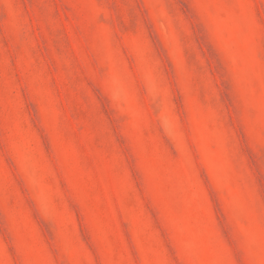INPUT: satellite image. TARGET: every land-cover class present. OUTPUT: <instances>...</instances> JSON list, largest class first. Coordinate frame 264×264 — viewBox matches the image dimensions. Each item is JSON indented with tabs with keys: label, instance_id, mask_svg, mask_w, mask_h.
<instances>
[{
	"label": "rangeland",
	"instance_id": "obj_1",
	"mask_svg": "<svg viewBox=\"0 0 264 264\" xmlns=\"http://www.w3.org/2000/svg\"><path fill=\"white\" fill-rule=\"evenodd\" d=\"M0 264H264V0H0Z\"/></svg>",
	"mask_w": 264,
	"mask_h": 264
}]
</instances>
